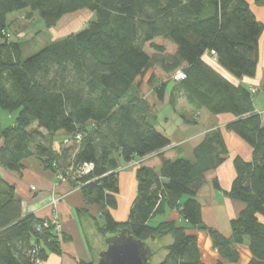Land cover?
Masks as SVG:
<instances>
[{
    "label": "trees",
    "instance_id": "1",
    "mask_svg": "<svg viewBox=\"0 0 264 264\" xmlns=\"http://www.w3.org/2000/svg\"><path fill=\"white\" fill-rule=\"evenodd\" d=\"M24 10L27 19L38 15L48 30L83 10L93 19L22 59L20 42L9 40L7 17ZM263 28L245 0H0V109L18 112L11 126L0 128V167L20 173L23 161L33 157L45 170L66 176L70 168L91 165L70 184L79 188L85 205L98 208V217L86 209L79 217L81 224L89 219L90 229L103 239L99 253L127 231L143 244L147 264H155L156 254L147 242L166 236L172 243L157 264H204L196 236L187 231L194 229L210 238L220 257L215 264H237V247L245 239L246 264H264V126L253 108L256 91L227 77L256 76ZM178 71L185 78L174 82ZM146 75L158 101L173 85L172 108L182 96L195 111L233 116L226 130L251 148L250 161L233 159L235 177L224 193L243 205L230 221V237L202 222L196 200L206 174L228 156L221 131H209L192 159L170 148V135L141 91ZM59 131L66 139L54 150ZM134 160L136 196L127 220L117 222L112 212L119 168ZM213 185L219 189L216 180ZM172 211L186 227L152 222ZM44 221L24 216L13 186L0 181V264H34L48 254L60 255L61 241L70 239L62 235L60 240L52 226L43 228Z\"/></svg>",
    "mask_w": 264,
    "mask_h": 264
},
{
    "label": "crops",
    "instance_id": "2",
    "mask_svg": "<svg viewBox=\"0 0 264 264\" xmlns=\"http://www.w3.org/2000/svg\"><path fill=\"white\" fill-rule=\"evenodd\" d=\"M245 1L256 21L264 27V0ZM92 19L93 14L85 10L63 17L55 28L59 34H53L54 37L50 42L81 31ZM263 36L264 28L258 40L256 76L252 79L242 78L240 80H234L228 75L227 77L234 84H241L252 91H256L254 94L256 96L252 100L253 108L255 113L262 116V124L264 126V106L257 104V100L260 98L258 92L259 89H262L264 79ZM147 78L148 75L143 80L141 91L148 102L155 106L158 122L170 135L172 139L170 148H178L183 157L192 159L193 149L209 131L214 129L221 131L224 143L228 149V156L220 167L206 174V183L197 193L196 200L201 205L202 222L222 236L230 237V221L243 209V205L228 199L224 193L228 192L235 177L233 159L238 156L244 161H250L251 148L234 133L226 130L227 124L234 120L233 116L229 114L211 115L205 110L195 111L186 104L182 96L176 99L172 108L169 99L173 85H167L163 100L158 101L154 92L146 85ZM163 109L164 114H162ZM63 137L62 140H65V134ZM55 150H58V148ZM23 165L24 169L20 173L11 172L0 167V181L13 186L14 195L21 202L24 216L33 215L41 220L57 218L60 223V240L62 235L68 236L70 239L69 241H61L60 255L48 254L43 264H76L79 261L93 262V256L90 257L89 255L92 252V248H90L89 243H87L81 232L79 211L86 209L89 215L98 217V208L94 205H85L79 188H74L71 184L64 181L57 182L55 173L45 170L36 158L31 157L24 160ZM137 167L138 160H134L130 164H122L119 168L118 194L116 196L117 209L112 212V217L117 222L127 220L129 209L136 196L135 170ZM214 180L217 181L219 189L214 187ZM53 198L57 200L55 205H51ZM162 220L183 223V227H186V223L182 221L175 211L168 212L163 217L154 219L152 222L156 224ZM91 231L94 235V231L92 229ZM187 231L188 234L196 236L200 258L204 264H215L220 260L219 254L212 248L211 240L206 232L194 229H188ZM237 250L239 253L237 264H246L250 258L248 240L245 239L243 245L237 247Z\"/></svg>",
    "mask_w": 264,
    "mask_h": 264
},
{
    "label": "rangeland",
    "instance_id": "3",
    "mask_svg": "<svg viewBox=\"0 0 264 264\" xmlns=\"http://www.w3.org/2000/svg\"><path fill=\"white\" fill-rule=\"evenodd\" d=\"M27 10L15 12L10 14L7 17V30L9 33V40L13 42H20L22 48V59H26L31 55L38 52L45 45H47L50 40L54 37L53 34L58 33L56 31V27L51 29H46L43 21L39 18L38 15H34L31 19L26 18ZM64 20V19H63ZM58 24V23H57ZM59 34V33H58ZM264 40V36L262 37ZM260 98L257 100L258 105L264 106V90L259 89ZM256 95H253L255 98ZM18 112H9L0 109V128H6L11 126L14 123V120L17 116ZM162 114H164V109L162 110ZM169 130V128H168ZM64 133L62 131L57 132L53 137V149H57L60 145V142L63 141L62 137ZM64 138V137H63ZM134 166V165H132ZM59 173H55V177L58 176ZM57 182L64 181L70 184V181L65 176L56 178ZM57 202L56 199L51 200V205H55ZM91 216V215H90ZM57 219V218H56ZM49 220V219H46ZM58 220V219H57ZM59 222V221H58ZM60 224V223H59ZM92 222L89 219H84L81 224V232L84 235L87 243H89L90 248H92V252L90 255L93 256V261L98 263L99 251L101 250V242L103 239L98 236L94 231V235L90 229V225ZM179 226H184L183 223H178ZM172 243V238L170 236L163 237L161 239H157L155 241H148L147 244L149 247L156 252L154 255L152 262L157 264L160 263L166 255V252L163 248L170 245ZM89 250V249H88ZM89 252V251H88Z\"/></svg>",
    "mask_w": 264,
    "mask_h": 264
},
{
    "label": "water",
    "instance_id": "4",
    "mask_svg": "<svg viewBox=\"0 0 264 264\" xmlns=\"http://www.w3.org/2000/svg\"><path fill=\"white\" fill-rule=\"evenodd\" d=\"M143 244L127 231L107 242L106 249L99 254L97 264H147Z\"/></svg>",
    "mask_w": 264,
    "mask_h": 264
},
{
    "label": "built area",
    "instance_id": "5",
    "mask_svg": "<svg viewBox=\"0 0 264 264\" xmlns=\"http://www.w3.org/2000/svg\"><path fill=\"white\" fill-rule=\"evenodd\" d=\"M184 78H185L184 74L181 71H178L174 74L172 81L179 82L181 80H184ZM91 169H92V166L87 165V164L80 166L76 170H73L72 168H70L68 170V172L66 173L67 177L66 176L65 177L70 178V180L74 181L77 177L82 176V175H86L87 173H89ZM58 177H60V174H58V176H56V178H58ZM42 226H43V228H48L49 226H52L53 230L57 234L60 232V224L56 218H52V219L44 221ZM34 264H43V262L39 259H36Z\"/></svg>",
    "mask_w": 264,
    "mask_h": 264
}]
</instances>
